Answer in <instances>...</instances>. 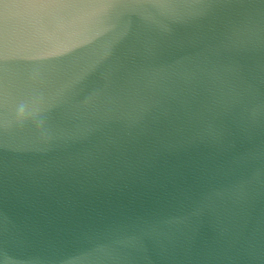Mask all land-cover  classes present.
Listing matches in <instances>:
<instances>
[{"label": "water", "instance_id": "95a60500", "mask_svg": "<svg viewBox=\"0 0 264 264\" xmlns=\"http://www.w3.org/2000/svg\"><path fill=\"white\" fill-rule=\"evenodd\" d=\"M0 264H264V0H0Z\"/></svg>", "mask_w": 264, "mask_h": 264}, {"label": "clouds", "instance_id": "9594fccd", "mask_svg": "<svg viewBox=\"0 0 264 264\" xmlns=\"http://www.w3.org/2000/svg\"><path fill=\"white\" fill-rule=\"evenodd\" d=\"M25 108H26V105L25 104H21L20 107H19V113L23 114L24 111H25Z\"/></svg>", "mask_w": 264, "mask_h": 264}]
</instances>
